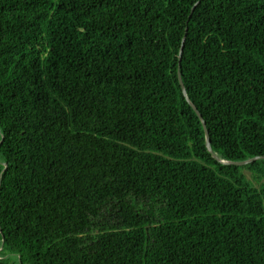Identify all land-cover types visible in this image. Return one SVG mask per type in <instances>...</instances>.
Returning <instances> with one entry per match:
<instances>
[{
	"label": "trees",
	"instance_id": "trees-1",
	"mask_svg": "<svg viewBox=\"0 0 264 264\" xmlns=\"http://www.w3.org/2000/svg\"><path fill=\"white\" fill-rule=\"evenodd\" d=\"M178 73L264 156V0H0V264H264V159Z\"/></svg>",
	"mask_w": 264,
	"mask_h": 264
},
{
	"label": "water",
	"instance_id": "water-1",
	"mask_svg": "<svg viewBox=\"0 0 264 264\" xmlns=\"http://www.w3.org/2000/svg\"><path fill=\"white\" fill-rule=\"evenodd\" d=\"M195 6L192 8L191 12H193ZM185 38H186V35H184L183 37V40H182V45H181V48H180V52H179V57H178V62L180 64V61H181V56H182V52H183V46H184V42H185ZM178 80H179V84L181 86V89H182V92H183V95L184 97H186V101L189 103V105L193 108V110L195 111V113L198 115L199 119L201 120L202 124H203V127H204V131H205V140H206V147L209 151V153H211L212 157L219 163L221 164H225V165H235V166H244V165H247L249 163H252L256 160H259V159H264V156H261V157H256V158H253L251 160H247V161H244V162H228V161H222L220 160L217 155H215L213 152H212V148H211V142H210V139H209V134H208V131L206 129V125H205V122L203 121V118L202 116L200 115V113L198 112L197 108L189 101V99L187 98L186 96V91H185V88L183 86V83H182V79H181V75L180 73H178Z\"/></svg>",
	"mask_w": 264,
	"mask_h": 264
},
{
	"label": "rangeland",
	"instance_id": "rangeland-1",
	"mask_svg": "<svg viewBox=\"0 0 264 264\" xmlns=\"http://www.w3.org/2000/svg\"><path fill=\"white\" fill-rule=\"evenodd\" d=\"M248 176H249V174L248 173H246Z\"/></svg>",
	"mask_w": 264,
	"mask_h": 264
}]
</instances>
